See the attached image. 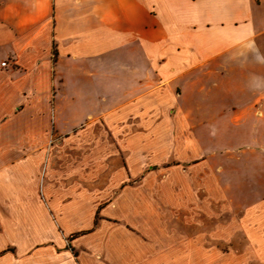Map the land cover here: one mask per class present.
Segmentation results:
<instances>
[{
	"label": "crops",
	"instance_id": "1",
	"mask_svg": "<svg viewBox=\"0 0 264 264\" xmlns=\"http://www.w3.org/2000/svg\"><path fill=\"white\" fill-rule=\"evenodd\" d=\"M263 53L264 0H0V264H171L154 241L107 222V182L124 174H108L90 122L128 151L130 179L142 137L189 165L187 178L206 168L228 188L262 190L264 142L247 147L262 161L251 173L247 160L205 155L198 128L243 123L263 137ZM237 99L246 107L234 112ZM154 112L162 145L151 144L160 125L125 124Z\"/></svg>",
	"mask_w": 264,
	"mask_h": 264
},
{
	"label": "rangeland",
	"instance_id": "2",
	"mask_svg": "<svg viewBox=\"0 0 264 264\" xmlns=\"http://www.w3.org/2000/svg\"><path fill=\"white\" fill-rule=\"evenodd\" d=\"M260 102V98L248 100L246 105ZM235 103L234 112L246 107L243 99H237ZM162 114L154 112L150 117H130L125 124L144 133L160 125L158 132L151 134V144L155 140L162 145ZM90 123L99 127L93 135L102 138L108 156V174H124L121 180L107 182L108 194L101 199V208L108 212L109 225L116 223L148 242L154 241L157 256L171 258V264H264V238L259 229L264 189H257L258 181L232 180L228 188L229 182L222 179L223 175L218 180L213 179L210 173L205 174L211 172L206 168L197 172L194 169L187 178L184 170L189 165H179L174 158H165L163 149H147L149 141L142 137L133 162L139 176L130 179L127 174L132 164L126 163L130 156L128 151H122L110 134L103 131L102 120L93 119ZM198 132L204 142L205 155L209 153L215 159L232 155L242 163L249 161L251 173L261 170V160L245 156L254 138L264 142L259 129L242 123L222 126L219 132L216 127L210 130L201 126ZM187 135L190 136L181 134L182 137ZM177 136L180 137L179 133ZM186 152L189 151L184 148L172 149V154L178 157L185 156ZM233 163L232 167H240L237 160ZM196 175L203 179L196 180ZM235 184L242 190L239 191ZM246 185L250 190H246ZM96 219H100L99 214Z\"/></svg>",
	"mask_w": 264,
	"mask_h": 264
},
{
	"label": "built area",
	"instance_id": "3",
	"mask_svg": "<svg viewBox=\"0 0 264 264\" xmlns=\"http://www.w3.org/2000/svg\"><path fill=\"white\" fill-rule=\"evenodd\" d=\"M1 66L4 67L5 66V63H1Z\"/></svg>",
	"mask_w": 264,
	"mask_h": 264
},
{
	"label": "trees",
	"instance_id": "4",
	"mask_svg": "<svg viewBox=\"0 0 264 264\" xmlns=\"http://www.w3.org/2000/svg\"><path fill=\"white\" fill-rule=\"evenodd\" d=\"M96 223V222H95Z\"/></svg>",
	"mask_w": 264,
	"mask_h": 264
}]
</instances>
